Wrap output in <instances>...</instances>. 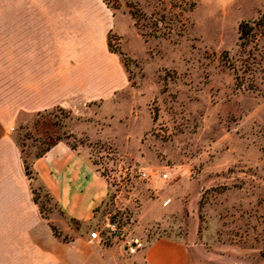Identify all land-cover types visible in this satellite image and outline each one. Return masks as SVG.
I'll use <instances>...</instances> for the list:
<instances>
[{
	"label": "rangeland",
	"instance_id": "obj_1",
	"mask_svg": "<svg viewBox=\"0 0 264 264\" xmlns=\"http://www.w3.org/2000/svg\"><path fill=\"white\" fill-rule=\"evenodd\" d=\"M105 2L121 26L109 43L126 57L131 119L101 117L92 104L19 116L12 136L27 163L59 138L91 142L108 182L93 220L80 223L31 173L41 214L64 239L98 229L121 264L164 235L185 241L195 264H264V26L244 46L238 37L264 0Z\"/></svg>",
	"mask_w": 264,
	"mask_h": 264
},
{
	"label": "crops",
	"instance_id": "obj_2",
	"mask_svg": "<svg viewBox=\"0 0 264 264\" xmlns=\"http://www.w3.org/2000/svg\"><path fill=\"white\" fill-rule=\"evenodd\" d=\"M121 14L141 39L132 17ZM117 15L105 0L0 1V264H121L89 234L64 239L55 233L33 197L12 136L19 116L54 106L92 104L101 117L131 119V81L121 55L109 47V33L122 34ZM80 129L71 126L75 134ZM90 143L59 138L30 165L63 214L80 223L93 220L108 193L105 176L89 158ZM124 260L195 264L190 246L168 235Z\"/></svg>",
	"mask_w": 264,
	"mask_h": 264
},
{
	"label": "trees",
	"instance_id": "obj_3",
	"mask_svg": "<svg viewBox=\"0 0 264 264\" xmlns=\"http://www.w3.org/2000/svg\"><path fill=\"white\" fill-rule=\"evenodd\" d=\"M262 26H264V14H261V16L256 20H249V19L248 20H242L238 25V32H239L238 37L240 40L239 45L244 46L250 40H252V38H255L256 36H258L260 33V27H262ZM109 47L111 48L110 43H109ZM111 49L115 50V51H119V53H121L125 57V54L123 53L122 50L114 49V48H111ZM238 83L240 85H242V81L238 82ZM48 146H46L45 149L48 148ZM41 153H38L37 156L40 155ZM23 162H24V169H25L26 174L29 177H32L31 173H34L32 167L30 166L29 163L26 162V160L24 158H23ZM34 199L36 200V198H34Z\"/></svg>",
	"mask_w": 264,
	"mask_h": 264
},
{
	"label": "built area",
	"instance_id": "obj_4",
	"mask_svg": "<svg viewBox=\"0 0 264 264\" xmlns=\"http://www.w3.org/2000/svg\"><path fill=\"white\" fill-rule=\"evenodd\" d=\"M140 174H141L142 176H146V172H145V171H142ZM166 175H167L166 172L162 173V176H163V177H165ZM108 226L111 228V230H115V229H114V224H112V223L109 224V223H108ZM89 237H90L91 239H96V240H100V239H102V235H100L98 229H93V230H91V231L89 232ZM133 244H136V243H133ZM129 248L133 250V246H132V245H130Z\"/></svg>",
	"mask_w": 264,
	"mask_h": 264
}]
</instances>
